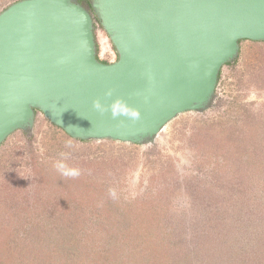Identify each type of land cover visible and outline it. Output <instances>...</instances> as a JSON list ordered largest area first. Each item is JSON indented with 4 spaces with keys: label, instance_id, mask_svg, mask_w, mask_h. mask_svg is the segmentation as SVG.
Returning a JSON list of instances; mask_svg holds the SVG:
<instances>
[{
    "label": "rangeland",
    "instance_id": "rangeland-1",
    "mask_svg": "<svg viewBox=\"0 0 264 264\" xmlns=\"http://www.w3.org/2000/svg\"><path fill=\"white\" fill-rule=\"evenodd\" d=\"M96 37L99 58L115 61L98 23ZM0 264H264V41H241L210 106L152 142L75 139L41 112L11 134Z\"/></svg>",
    "mask_w": 264,
    "mask_h": 264
},
{
    "label": "water",
    "instance_id": "water-1",
    "mask_svg": "<svg viewBox=\"0 0 264 264\" xmlns=\"http://www.w3.org/2000/svg\"><path fill=\"white\" fill-rule=\"evenodd\" d=\"M89 2L18 0L0 12V146L38 112L75 139L152 142L210 106L241 41H264V0ZM97 23L115 61L98 57Z\"/></svg>",
    "mask_w": 264,
    "mask_h": 264
},
{
    "label": "clouds",
    "instance_id": "clouds-1",
    "mask_svg": "<svg viewBox=\"0 0 264 264\" xmlns=\"http://www.w3.org/2000/svg\"><path fill=\"white\" fill-rule=\"evenodd\" d=\"M93 106L95 109H97L100 112H103L105 110L103 105L101 104L100 100L94 101ZM122 111L127 112V109H123ZM113 114L115 115L116 113L114 112ZM130 114L133 117L137 116V113H135V112H132ZM55 166H56L57 170L60 171L61 174L64 176L75 177V176H78L80 174L78 169L69 168L68 165L65 164L63 161L57 162V164Z\"/></svg>",
    "mask_w": 264,
    "mask_h": 264
},
{
    "label": "flooded vegetation",
    "instance_id": "flooded-vegetation-1",
    "mask_svg": "<svg viewBox=\"0 0 264 264\" xmlns=\"http://www.w3.org/2000/svg\"><path fill=\"white\" fill-rule=\"evenodd\" d=\"M80 1V0H79ZM81 3H82V1H80ZM84 4V3H83ZM85 6H87L88 4H84ZM89 9H91V7L90 6H87Z\"/></svg>",
    "mask_w": 264,
    "mask_h": 264
},
{
    "label": "built area",
    "instance_id": "built-area-1",
    "mask_svg": "<svg viewBox=\"0 0 264 264\" xmlns=\"http://www.w3.org/2000/svg\"><path fill=\"white\" fill-rule=\"evenodd\" d=\"M103 29V28H102ZM104 30V29H103ZM106 33V32H105ZM107 34V33H106ZM108 36V35H107ZM116 52V51H115ZM99 57V56H98ZM103 61V60H102Z\"/></svg>",
    "mask_w": 264,
    "mask_h": 264
},
{
    "label": "trees",
    "instance_id": "trees-1",
    "mask_svg": "<svg viewBox=\"0 0 264 264\" xmlns=\"http://www.w3.org/2000/svg\"><path fill=\"white\" fill-rule=\"evenodd\" d=\"M227 64H230V63H227ZM220 76H221V73H220ZM59 128V127H58Z\"/></svg>",
    "mask_w": 264,
    "mask_h": 264
},
{
    "label": "bare ground",
    "instance_id": "bare-ground-1",
    "mask_svg": "<svg viewBox=\"0 0 264 264\" xmlns=\"http://www.w3.org/2000/svg\"><path fill=\"white\" fill-rule=\"evenodd\" d=\"M109 37V36H108ZM110 39V38H109ZM111 41V40H110Z\"/></svg>",
    "mask_w": 264,
    "mask_h": 264
}]
</instances>
